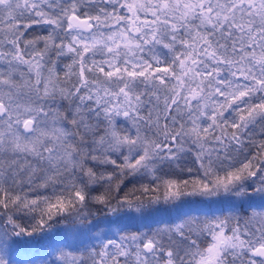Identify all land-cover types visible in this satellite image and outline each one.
<instances>
[{
    "label": "snow or ice",
    "instance_id": "snow-or-ice-1",
    "mask_svg": "<svg viewBox=\"0 0 264 264\" xmlns=\"http://www.w3.org/2000/svg\"><path fill=\"white\" fill-rule=\"evenodd\" d=\"M0 264H264V0H0Z\"/></svg>",
    "mask_w": 264,
    "mask_h": 264
},
{
    "label": "trees",
    "instance_id": "trees-1",
    "mask_svg": "<svg viewBox=\"0 0 264 264\" xmlns=\"http://www.w3.org/2000/svg\"><path fill=\"white\" fill-rule=\"evenodd\" d=\"M132 183H134V181H132V182H126V184H127V188H131ZM125 190H127V189H125ZM101 191H102V189H96V190L93 192V195L99 194ZM101 218H102V217H101ZM37 240H38V239H37ZM37 242H38V241H37ZM43 243H44V242L39 243V244L35 247V249H36V250H40V249L42 248V246H43Z\"/></svg>",
    "mask_w": 264,
    "mask_h": 264
},
{
    "label": "rangeland",
    "instance_id": "rangeland-1",
    "mask_svg": "<svg viewBox=\"0 0 264 264\" xmlns=\"http://www.w3.org/2000/svg\"><path fill=\"white\" fill-rule=\"evenodd\" d=\"M101 219H102V218H101ZM131 230H135V227H133ZM30 239H33V238H30ZM37 239H38V240H37ZM33 240L38 241V242L35 243L34 248H35L39 243L44 242V241L40 240L38 237H37L36 239H33Z\"/></svg>",
    "mask_w": 264,
    "mask_h": 264
},
{
    "label": "water",
    "instance_id": "water-1",
    "mask_svg": "<svg viewBox=\"0 0 264 264\" xmlns=\"http://www.w3.org/2000/svg\"><path fill=\"white\" fill-rule=\"evenodd\" d=\"M37 237H33V239H36Z\"/></svg>",
    "mask_w": 264,
    "mask_h": 264
}]
</instances>
